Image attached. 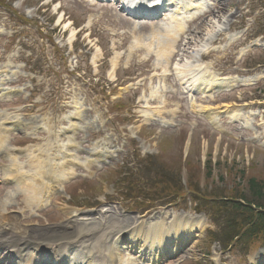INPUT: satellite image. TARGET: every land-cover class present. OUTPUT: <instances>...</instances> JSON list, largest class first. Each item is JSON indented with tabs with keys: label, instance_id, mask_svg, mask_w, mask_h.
Here are the masks:
<instances>
[{
	"label": "rangeland",
	"instance_id": "rangeland-1",
	"mask_svg": "<svg viewBox=\"0 0 264 264\" xmlns=\"http://www.w3.org/2000/svg\"><path fill=\"white\" fill-rule=\"evenodd\" d=\"M217 1L225 12L208 18L201 36L188 23L187 28L182 27V34H175L168 32L170 22L164 20H132L118 7H108L110 3L99 6L88 0L2 2L0 71H6L4 66L11 67L10 71L15 69L17 80L6 86L24 89L9 101L0 102V110L19 111L21 125L27 127L30 123L23 130L20 126L15 134H8L5 147L26 150L28 144L44 146L46 134L30 138L27 130L46 122L54 133L51 125L70 113V98L75 96L83 100L84 112L82 130L76 136L82 148L80 160H88L94 152L103 155L91 168L74 170L68 184L52 197L53 206L45 209L38 221L25 226L41 231L61 229L69 215L75 213L90 215L96 222H102V217L107 227L123 234L134 226L145 234L150 228L172 231L175 221L183 215L197 221L200 228L191 234L181 233L179 240L189 235L190 243L180 253L174 241L178 245L180 242L171 235L173 241L164 250L167 259L159 258L157 264H260L264 248L262 254L244 257L239 248L222 252L213 245L208 254L203 238L213 227L204 215L193 212L196 202L190 196L185 194L182 198L188 187L199 195L213 190L215 198L229 189L243 191L248 197L246 182L251 178L264 181V66H260L264 61V0ZM201 3L207 4L206 9L214 7L213 0ZM216 35L221 38L210 44ZM167 36L175 39L172 48L176 54L166 65L156 52ZM254 43L259 47L239 58L240 50ZM207 46L209 55L201 59L202 47ZM70 47L77 50L75 65L70 63L73 57H68ZM114 57H119L118 63L110 75ZM159 62L166 68L164 73L157 67ZM190 65L205 67V81L209 84L225 78L259 75V79L252 85H226L221 91L213 88L208 98L181 97L180 89H176L181 86L179 77L173 68ZM162 73L169 75L164 83L157 79ZM226 106L242 107L248 128L223 116ZM201 108L219 118L198 116ZM3 163L7 166L6 157ZM110 171H114L112 176ZM73 190L70 199L66 193ZM10 191L0 184V201ZM15 202L20 205V198ZM15 202L9 204L10 209L17 207ZM32 213L30 210L24 217L29 218ZM142 222L145 224H137ZM134 235L135 232L130 236L137 241L139 237ZM137 245L142 246L139 241ZM153 249V256L149 257L130 243H120L123 257L115 258L121 264H153L159 254L156 247Z\"/></svg>",
	"mask_w": 264,
	"mask_h": 264
},
{
	"label": "bare ground",
	"instance_id": "bare-ground-1",
	"mask_svg": "<svg viewBox=\"0 0 264 264\" xmlns=\"http://www.w3.org/2000/svg\"><path fill=\"white\" fill-rule=\"evenodd\" d=\"M160 0H130L129 2V6L131 8H133L132 10L134 11H139V9L141 7H143V9L147 10V8L152 9V7L157 6L159 4ZM179 0H164V2H166V5H163L164 9H166L167 6L173 5L174 2V14H178L182 9H186L187 11L192 9V4L191 2L185 3L181 5L180 2H178ZM128 2V0H127ZM194 5V4H193ZM140 6V7H139ZM214 9H210L208 11V9L200 14V18H199V23L196 25V27L194 28V30L197 32V35H201L204 31V26L205 23L207 21L208 18L210 17H214L215 15H219L220 13L225 12L224 7H221V3H219V1L215 0L214 1ZM199 7H195V10H199ZM219 7V8H218ZM151 13V12H150ZM198 15H193L189 18H193L196 17ZM182 30L180 28V26H177L175 28V31H180ZM170 41H166L165 43H162L161 45L159 44V47L157 48V52L156 55L158 58L162 59L163 62L167 65L168 62L170 61V59L173 56V48H172V42L174 41L173 37H169ZM119 57H115L113 58V60L111 61V66H116L117 64V59ZM163 62L160 63V68L166 70L165 67H163ZM179 73L183 74L185 72H183V70H179L176 69ZM2 77V76H1ZM6 77L3 78V80L0 78V98L5 96L3 93H6L7 95L11 96L15 93V91H9L7 89H4V83H6ZM248 80L244 79H238V78H233L231 80V85H236V84H240L242 82H246ZM228 82V80H227ZM9 98H5V100H7ZM224 114L230 118L233 119H238L241 114V108H235V107H231L228 109H224ZM17 115H13L11 118H9V115L7 116L4 112L0 111V152L2 147H4L5 144V134L8 131H16L19 126L20 123L17 119ZM243 122H246L245 119H242ZM10 123V127L6 128L5 124ZM9 129V130H8ZM29 130V129H28ZM57 136H53L55 139L52 140V143L49 142V144H51L50 146H48L49 148H52V146L54 145V149H56L57 151H63V149H65V151H67L66 149L68 148H64L63 143H60V140L57 139L59 134H56ZM69 143V142H68ZM60 144V145H59ZM58 145V146H55ZM4 149V148H3ZM9 153L7 155V158L10 160L11 162V167H13V164L15 165L16 161L15 159L17 158V156H15L14 158L12 157V150H8V149H4L3 153ZM40 154L42 152H39ZM26 154L28 155L26 157L27 161H30L33 158H29V157H33L32 151L31 149H28L26 151ZM62 157L59 159L60 161L62 160V164L66 163V162H71L66 161L65 160V154L64 152L61 153ZM38 156H42V155H38ZM12 157V159L10 158ZM56 159L59 158V156L55 157ZM38 160L36 161L33 170L30 174H32V180H38L40 181L38 182H32V180H28L24 183H19L21 190H20V194L22 196V204L24 205V209L25 208H30L31 206L37 204L38 199H37V195L42 191V189L45 187L43 185V181H57V180H51L50 178H48V176L41 172L43 166L46 164L44 163V158L40 159L37 158ZM58 160V161H59ZM26 161V162H27ZM27 165V163H26ZM21 168V167H20ZM29 173V172H28ZM10 196H6L4 197V200H2L3 202H0V222H1V227H0V240L2 241V243L0 244V264H36L37 262V258L34 255H38V254H43L46 253L47 254V258L45 259V264H49V260L51 261L52 264H63L62 260H66L67 256H74L73 254V250L74 248H76V246L79 244L80 245H84L83 250L85 251L82 256V258H80V260H77L75 262L72 261V258L69 259V262L67 264H76V263H83L84 258L85 259V263L84 264H97V261L91 257L93 255H91L90 257L87 256L91 253V251H93L95 248L100 251L102 253V250H105L103 247L107 248V243H108V239H110V236H112V234L114 235H119L120 232L119 231H112L111 229H106V228H102L100 224L97 225V227H94V225H92V223H90L89 221L85 222V223H78V221H81V219H79L77 216L74 217L72 215H69L70 217H72V220L70 222H64V225L61 227V229H59V232H54L51 230H37L34 228H23L21 227V225H18L16 223L17 217L11 215V214H7L8 211V203L10 200ZM17 199V198H16ZM76 216V215H75ZM85 217H89V216H85ZM87 220V219H86ZM186 221L181 220V222L176 226L175 231L179 232L180 228H183V225H186ZM190 224H193V221H190ZM105 226V225H103ZM64 227L70 229V231L64 230ZM194 227H196L194 225ZM52 232L54 234L53 237H49V236H45L47 233ZM91 232V233H90ZM150 233L152 234V230L150 231ZM40 235H43V237H41ZM153 236H155V234H152ZM167 236V234H162L161 236L157 237L159 238V240L163 239V237ZM157 236V235H156ZM120 236H118L119 239ZM121 238H124V236H122ZM120 238V239H121ZM170 236L165 238V241H163V247L166 246V243L169 242ZM90 241V244H87L86 242ZM43 245H46L44 248H42ZM93 246L90 248V246ZM53 246L55 247L53 249ZM35 253V254H34ZM24 255V259H21V256ZM108 260L110 262V264H114V262L112 261V257L107 256Z\"/></svg>",
	"mask_w": 264,
	"mask_h": 264
},
{
	"label": "trees",
	"instance_id": "trees-1",
	"mask_svg": "<svg viewBox=\"0 0 264 264\" xmlns=\"http://www.w3.org/2000/svg\"><path fill=\"white\" fill-rule=\"evenodd\" d=\"M248 187L250 188L251 193L257 199L262 200L264 205V181H256L254 179H250L248 181ZM252 196V197H253ZM258 207H263L259 205ZM246 226L249 227L251 230H260L264 231V217L263 216H256L255 218L250 215L246 218Z\"/></svg>",
	"mask_w": 264,
	"mask_h": 264
}]
</instances>
